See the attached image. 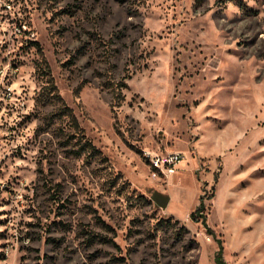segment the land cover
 <instances>
[{
  "label": "rangeland",
  "instance_id": "374dc122",
  "mask_svg": "<svg viewBox=\"0 0 264 264\" xmlns=\"http://www.w3.org/2000/svg\"><path fill=\"white\" fill-rule=\"evenodd\" d=\"M0 264H264V0H0Z\"/></svg>",
  "mask_w": 264,
  "mask_h": 264
},
{
  "label": "built area",
  "instance_id": "2783aa9c",
  "mask_svg": "<svg viewBox=\"0 0 264 264\" xmlns=\"http://www.w3.org/2000/svg\"><path fill=\"white\" fill-rule=\"evenodd\" d=\"M183 156L179 153L167 155L165 157L153 156L151 163L153 168L158 172H174L175 166L182 162Z\"/></svg>",
  "mask_w": 264,
  "mask_h": 264
},
{
  "label": "trees",
  "instance_id": "16d2710c",
  "mask_svg": "<svg viewBox=\"0 0 264 264\" xmlns=\"http://www.w3.org/2000/svg\"><path fill=\"white\" fill-rule=\"evenodd\" d=\"M59 99H60V97H59ZM65 112H66V115L69 116L72 119V121L74 122V124L78 127V122H77L78 119H76L75 115L73 114V111L70 108L65 107ZM83 138L84 137L82 136V139ZM84 152H89L91 154H95V153H98V150L92 145L91 142L86 141L85 145H82L80 149H77V151L74 154L77 156H81L84 154ZM166 199H167V201H169L168 197ZM202 204H203V202H201L200 205L202 206ZM201 206L198 208L197 211H195V213L192 214V218H194L198 212H201V210H203L202 209L203 207H201ZM203 216L205 217V214Z\"/></svg>",
  "mask_w": 264,
  "mask_h": 264
}]
</instances>
